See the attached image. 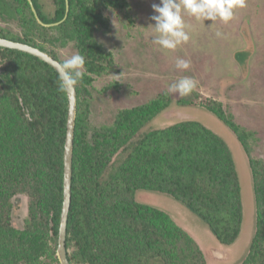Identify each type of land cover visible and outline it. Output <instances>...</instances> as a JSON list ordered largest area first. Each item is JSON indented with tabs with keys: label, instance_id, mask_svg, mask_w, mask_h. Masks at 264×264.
<instances>
[{
	"label": "trees",
	"instance_id": "1",
	"mask_svg": "<svg viewBox=\"0 0 264 264\" xmlns=\"http://www.w3.org/2000/svg\"><path fill=\"white\" fill-rule=\"evenodd\" d=\"M31 1L42 23L63 19L65 0H54L51 17L42 12L38 0ZM68 5L65 22L45 28L37 24L25 0L16 4L0 0V18L25 30L23 36H11L0 28V38L38 48L60 64L62 50L71 49L85 59L83 78L75 86L65 243L69 263L206 264L185 231L163 212L135 203L134 196L139 190L171 196L195 213L221 245L234 244L241 225V199L226 144L190 118L141 133L168 107L166 94L119 110L109 125L91 127L94 77L111 66L99 36L109 31L107 13L122 11L127 2L68 0ZM1 62L0 264H59L55 254L63 202L66 90H60L58 74L35 57L0 48ZM209 110L248 151L252 132L237 125L220 106ZM252 175L256 231L241 264H264V170H253ZM19 196L28 201L21 229L12 224L14 199Z\"/></svg>",
	"mask_w": 264,
	"mask_h": 264
},
{
	"label": "rangeland",
	"instance_id": "2",
	"mask_svg": "<svg viewBox=\"0 0 264 264\" xmlns=\"http://www.w3.org/2000/svg\"><path fill=\"white\" fill-rule=\"evenodd\" d=\"M19 1L13 0L14 4ZM38 1L42 12L51 17L54 0ZM125 1L127 7L122 11L113 9L107 13L109 31L99 36L111 66L94 77L90 126L109 125L119 110L143 105L166 94L168 107L148 122L141 133L190 118L222 139L234 164L241 199V225L234 244L221 245L195 213L171 196L139 190L134 201L168 215L198 246L206 264H241L256 231L252 171L264 170V0H246V7L234 9L233 19L227 24L219 20L203 23L183 13L189 41L168 53L152 43L154 33L149 26L154 23L150 20L154 15L152 4H158L159 0ZM25 2L34 17L28 1ZM0 28L11 36L25 33L19 24L2 18ZM217 32L222 35L217 37ZM74 54L71 49L58 51L63 61ZM177 59L190 61L189 69H176ZM0 67L2 70V62ZM183 77L197 81L196 88L183 97L169 92V86ZM218 106L237 125L252 132L248 151L243 150L229 127L210 112V108ZM27 203L24 196L14 199L12 224L17 229L23 227Z\"/></svg>",
	"mask_w": 264,
	"mask_h": 264
},
{
	"label": "clouds",
	"instance_id": "3",
	"mask_svg": "<svg viewBox=\"0 0 264 264\" xmlns=\"http://www.w3.org/2000/svg\"><path fill=\"white\" fill-rule=\"evenodd\" d=\"M244 7H246V0H159L158 4H152L154 15L150 17V20L154 23L149 25L154 33L152 43L165 53L175 51L178 46L187 43L189 35L185 31L183 13L203 23L206 20L212 23L219 20L227 24L233 19L234 9ZM216 35L220 37L222 33L217 32ZM84 64V57L77 53L59 65L58 73L62 92L74 88L82 80ZM175 67L185 71L189 69L190 61L177 59ZM196 86L197 81L183 77L172 83L168 90L183 97L189 95Z\"/></svg>",
	"mask_w": 264,
	"mask_h": 264
},
{
	"label": "water",
	"instance_id": "4",
	"mask_svg": "<svg viewBox=\"0 0 264 264\" xmlns=\"http://www.w3.org/2000/svg\"><path fill=\"white\" fill-rule=\"evenodd\" d=\"M27 1L31 7V10L34 14L36 21L42 26H46V27L58 26L63 22H65V20L67 19L69 13L68 0H65V14L63 19L60 22L54 24L42 23L36 14L32 1L31 0H27ZM0 48L15 50L18 52L28 54L32 57H35L38 60L50 66L59 76L58 68L60 63L55 59H53L51 56H49L46 52L38 48L3 38H0ZM66 95H67L68 106H67V120H66V136H65L64 152H63V202H62L61 215L59 220L57 249H56V255L59 264H70L67 259L65 243H66V234H67V221H68V214H69L70 201H71L73 139H74V130H75L76 99H77L75 87L67 89Z\"/></svg>",
	"mask_w": 264,
	"mask_h": 264
}]
</instances>
